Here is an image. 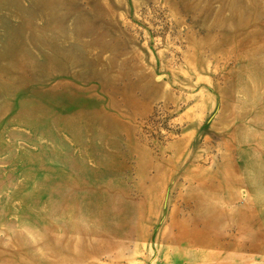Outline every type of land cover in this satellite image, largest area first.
I'll return each mask as SVG.
<instances>
[{
    "label": "rangeland",
    "instance_id": "1",
    "mask_svg": "<svg viewBox=\"0 0 264 264\" xmlns=\"http://www.w3.org/2000/svg\"><path fill=\"white\" fill-rule=\"evenodd\" d=\"M77 258L264 264V0H0V264Z\"/></svg>",
    "mask_w": 264,
    "mask_h": 264
},
{
    "label": "bare ground",
    "instance_id": "2",
    "mask_svg": "<svg viewBox=\"0 0 264 264\" xmlns=\"http://www.w3.org/2000/svg\"><path fill=\"white\" fill-rule=\"evenodd\" d=\"M9 48V47H8ZM3 70V68H2ZM2 79V78H1ZM8 109H10L9 107H7ZM226 168V167H225ZM226 178V177H225ZM234 179V178H233ZM228 182V181H227ZM229 183V182H228ZM128 210V209H127ZM127 210L124 212V214L127 212ZM136 218L137 215L134 214L129 218H126L125 221H123L121 224L116 225L113 229L112 232L113 234L116 236L117 238V243H121V245H127V241H128V237L130 238L131 236V232H133L135 230V224H136ZM124 230V231H123ZM234 256V255H233ZM236 256V255H235ZM83 257V256H82ZM231 257V256H230ZM229 258V256H228ZM81 258H77L76 261H74L72 264H79V262H81L80 260ZM237 259V258H236ZM230 260V259H229ZM227 259V261H229Z\"/></svg>",
    "mask_w": 264,
    "mask_h": 264
}]
</instances>
